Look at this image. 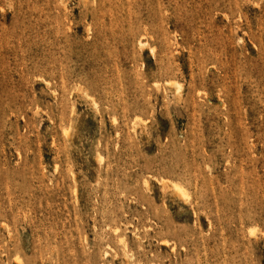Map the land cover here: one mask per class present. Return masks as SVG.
<instances>
[{
  "label": "rangeland",
  "instance_id": "obj_1",
  "mask_svg": "<svg viewBox=\"0 0 264 264\" xmlns=\"http://www.w3.org/2000/svg\"><path fill=\"white\" fill-rule=\"evenodd\" d=\"M0 264H264V0H0Z\"/></svg>",
  "mask_w": 264,
  "mask_h": 264
},
{
  "label": "bare ground",
  "instance_id": "obj_2",
  "mask_svg": "<svg viewBox=\"0 0 264 264\" xmlns=\"http://www.w3.org/2000/svg\"><path fill=\"white\" fill-rule=\"evenodd\" d=\"M177 88V87H176ZM18 262V261H17Z\"/></svg>",
  "mask_w": 264,
  "mask_h": 264
}]
</instances>
